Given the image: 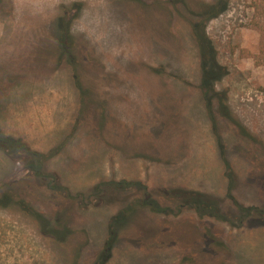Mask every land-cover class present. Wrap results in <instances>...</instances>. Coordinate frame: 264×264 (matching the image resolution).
I'll return each mask as SVG.
<instances>
[{
	"label": "rangeland",
	"instance_id": "obj_1",
	"mask_svg": "<svg viewBox=\"0 0 264 264\" xmlns=\"http://www.w3.org/2000/svg\"><path fill=\"white\" fill-rule=\"evenodd\" d=\"M184 1L0 0V130L44 165L39 178L0 149V187L70 231L60 242L0 209V264H264V0H228L207 22L226 69L210 109L191 23L217 0ZM62 19L78 71L57 57ZM129 183L166 211L116 224L144 198Z\"/></svg>",
	"mask_w": 264,
	"mask_h": 264
},
{
	"label": "trees",
	"instance_id": "obj_2",
	"mask_svg": "<svg viewBox=\"0 0 264 264\" xmlns=\"http://www.w3.org/2000/svg\"><path fill=\"white\" fill-rule=\"evenodd\" d=\"M131 2H135L137 0H127ZM170 4L173 6L184 5V0H168ZM228 0H217L215 3L211 5H201L199 12H194L192 15L196 18V21L191 23V30L193 32V36L197 43L200 58H201V67H202V90L204 92L208 108H211L212 99L216 98L218 103L223 106V97L216 93L214 86L216 82L220 81L226 75V69L223 68L218 62V54L213 45V42L208 37L206 33L207 22L211 19H214L220 16L227 10ZM58 60L59 62H65L71 66L73 71H78L79 66V57L77 54V47L75 45V41L72 38L68 25H66V20L62 19L60 26V37L58 41ZM75 77V76H74ZM0 149L11 154L15 155L18 153H25L28 156V165L27 168L35 174L37 177H43V162H40V156L37 153H32L28 147H26L20 140H16L12 137L5 136L0 130ZM139 186L143 189L144 198L136 199L127 209L123 210V212L118 215L114 222H122L124 221L131 211L143 207H149L152 210H155L158 213H163L166 210L162 209L159 204L152 199L151 195L148 193V189L143 187L140 183H129V186L132 188L133 186ZM116 186V185H115ZM123 185L117 184L116 188H119ZM173 198L172 196H166V198ZM203 196L195 195V194H184L177 197L178 204L183 206V204H190L195 208H201L206 210L207 214H211V211L215 210V205L210 202H206L202 200ZM187 199V200H186ZM174 200V199H173ZM184 202V203H183ZM17 207L19 210L31 214L35 216V218L41 220L42 222V230L44 233H47L50 236H53L60 242H64L68 236H70V231L67 227L64 228V231L59 232L58 220L56 222L51 221H43L39 215L33 210V208L29 207L28 204L20 198L18 193L14 192L12 188L7 185H2L0 187V209H7L10 207ZM241 212L246 213L248 210H244L240 208ZM168 210V209H167ZM264 213V211L262 212ZM211 216L215 217V215ZM39 217V218H38ZM111 225L110 234L107 242L108 248L112 246L117 237V226L114 223ZM57 229V230H55Z\"/></svg>",
	"mask_w": 264,
	"mask_h": 264
}]
</instances>
